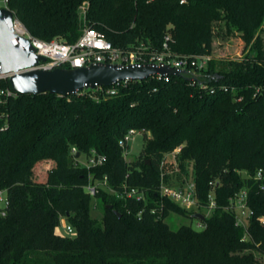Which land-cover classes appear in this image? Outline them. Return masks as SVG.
I'll return each mask as SVG.
<instances>
[{"label": "trees", "instance_id": "16d2710c", "mask_svg": "<svg viewBox=\"0 0 264 264\" xmlns=\"http://www.w3.org/2000/svg\"><path fill=\"white\" fill-rule=\"evenodd\" d=\"M10 8L41 41L75 43L90 27L116 48L145 47L147 56L163 52L169 35L173 55L213 60L199 72L207 88L178 75L130 81L114 97L11 98L0 121V191L9 201L0 214V264H264V0H11ZM220 22L244 42L242 58L214 59ZM132 129L147 140L140 159L128 162L119 141ZM73 147L79 157L95 151L105 161L80 165ZM180 147L177 162L162 165ZM44 161L50 170L37 181ZM188 165L203 205L217 182V208L203 229L174 231L170 213H195L162 198L160 185L162 178L172 186L190 180ZM105 179L115 191L126 185L148 192V202L120 200L104 187L94 196L86 190ZM242 189L255 212L246 240L225 209ZM63 221L73 236L59 232Z\"/></svg>", "mask_w": 264, "mask_h": 264}, {"label": "built area", "instance_id": "2783aa9c", "mask_svg": "<svg viewBox=\"0 0 264 264\" xmlns=\"http://www.w3.org/2000/svg\"><path fill=\"white\" fill-rule=\"evenodd\" d=\"M10 3L11 0H0V9L12 11L10 8ZM13 28L18 36L27 38L31 41L32 45L36 49V53L39 56L46 58L45 62H40L38 65L30 68L29 70H50L56 67L83 68L89 67L93 64H114L132 67L152 65L157 68L167 66L177 70L181 75L186 76L192 84L198 83L200 86L207 88V84L200 81L199 72L207 70L209 63L213 60V58L211 56L189 57L173 55L169 49V35L165 38L163 52L148 53L146 56L144 55V52L147 51L145 47L138 48L137 50H123L121 48H116L104 37L103 34L90 27H85L82 35L75 43H65L61 40H38L31 36L26 27L15 16V14ZM1 69L2 67L0 66V71ZM10 76L11 74L0 73V121L7 120L8 113L6 112L5 108L8 104V101L18 95V93H16L12 87L4 86V83L9 82L8 80ZM169 76L170 75L161 76L157 74L150 78L165 79L168 81ZM130 81L134 80L119 81L109 87L97 86L95 89L84 88L76 95L90 96L95 98L97 96L99 97L98 94H101L114 97L118 94L119 88L123 85H127ZM222 90L224 92L229 91L227 87H223ZM210 92L214 94L216 90L211 88ZM238 101H241V99H238ZM136 134H138V132L132 129L119 141V145L123 149V155L126 160L128 159L127 153L130 143L134 140ZM71 153L72 155L76 156L79 154L76 147L72 148ZM180 154L181 147L172 153L167 154L162 165L170 163L175 164ZM87 160V164L83 166L90 168L102 165L105 161V157L98 155L95 151H92ZM261 178L262 170H259L256 179L261 180ZM217 185L218 184L216 181L210 183V191L207 196L206 205L201 203L196 182L193 178L187 180L180 186L169 185L165 183L164 179L162 178V183L160 185V196L179 205L184 210L194 213H201L207 218L211 212L217 208L215 196V189L217 188ZM99 187L107 188L108 192L120 200L135 199L137 201L148 202L149 199L148 192L140 191L136 188L128 187L126 185L120 191L112 190L107 185V179L100 183L91 182L86 187V190L94 196ZM8 206L9 201L7 198V192L2 190L0 191L1 216H6ZM225 209L227 212H230L234 215L236 225L242 227L246 231V234L243 238V240H246L249 237L248 228L250 220L255 215L254 210L249 205L248 191L246 189H242L236 193L229 199L228 206ZM155 212L156 210L153 209V213ZM260 222L262 225H264V216L260 218ZM205 226V223L199 220L198 228L203 229ZM65 231L69 236H73L74 234V229L69 224H67L65 227Z\"/></svg>", "mask_w": 264, "mask_h": 264}, {"label": "water", "instance_id": "95a60500", "mask_svg": "<svg viewBox=\"0 0 264 264\" xmlns=\"http://www.w3.org/2000/svg\"><path fill=\"white\" fill-rule=\"evenodd\" d=\"M12 11L0 9V73L11 74L9 84L19 95L39 96L50 93L59 96H72L84 88L109 87L124 80L143 81L157 74L161 76L181 75L177 70L152 65L141 67L123 65L93 64L83 68L56 67L50 70H29L46 58L39 56L31 41L18 36L13 28ZM79 157V154L77 155ZM111 209L112 206H107ZM121 216L119 212H116ZM191 217L201 221L205 216L195 213Z\"/></svg>", "mask_w": 264, "mask_h": 264}, {"label": "rangeland", "instance_id": "374dc122", "mask_svg": "<svg viewBox=\"0 0 264 264\" xmlns=\"http://www.w3.org/2000/svg\"><path fill=\"white\" fill-rule=\"evenodd\" d=\"M215 35H214V59L219 62H224L230 59H238L242 58L245 52V44L241 40L240 36L237 33H228L225 27L224 22H220L216 25ZM262 38L264 41V29L262 31ZM251 52L248 51V53ZM99 97H95V99ZM146 138L142 133H138L135 135L134 140L130 143V147L128 149V162H134L140 159L141 152L146 144ZM78 159V164L86 165L88 160L85 155L80 157H76ZM51 162L44 161L39 163L35 168V177L37 181H44L48 171L50 170ZM187 178H192L194 175V167L192 165H188L186 169ZM165 181V179H164ZM110 193V192H109ZM111 194V193H110ZM95 205V204H94ZM192 213V212H190ZM92 216L98 220L103 218V211L99 208H92ZM166 222L171 227L172 230L177 231L182 226H192L193 228H198L199 220L197 218L188 217L184 215H180L177 213H170ZM67 226V222L63 221L61 227L59 228V232L63 235H67L65 231V227Z\"/></svg>", "mask_w": 264, "mask_h": 264}]
</instances>
